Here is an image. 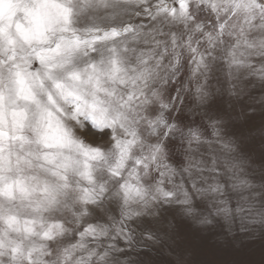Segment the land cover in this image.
<instances>
[{
  "label": "snow or ice",
  "instance_id": "obj_1",
  "mask_svg": "<svg viewBox=\"0 0 264 264\" xmlns=\"http://www.w3.org/2000/svg\"><path fill=\"white\" fill-rule=\"evenodd\" d=\"M0 264H264V0H0Z\"/></svg>",
  "mask_w": 264,
  "mask_h": 264
}]
</instances>
